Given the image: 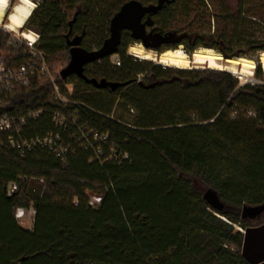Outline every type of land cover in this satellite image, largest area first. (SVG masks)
<instances>
[{"label":"trees","instance_id":"1","mask_svg":"<svg viewBox=\"0 0 264 264\" xmlns=\"http://www.w3.org/2000/svg\"><path fill=\"white\" fill-rule=\"evenodd\" d=\"M129 1L41 0L24 27L40 36L38 48L71 104L55 102L46 79L15 90L0 115L43 111L27 137L58 132L69 153L64 162L42 148L20 157L0 147V264H249L245 234L235 226L246 232L250 213L264 218V85L139 62L127 56L133 41L126 32L116 54L121 66L109 57L84 75L128 86L99 90L76 76L61 82L67 37L83 35L84 49H100ZM261 2L173 0L153 20L158 31L184 36L188 54L208 48L241 58L264 52L253 29L262 18L253 4ZM1 53L12 67L25 59L0 30ZM55 112L109 135L99 160L71 120L63 128L53 123ZM12 183L18 189L8 196ZM92 196L102 197L97 208ZM18 208L35 211L32 230L19 224Z\"/></svg>","mask_w":264,"mask_h":264},{"label":"built area","instance_id":"2","mask_svg":"<svg viewBox=\"0 0 264 264\" xmlns=\"http://www.w3.org/2000/svg\"><path fill=\"white\" fill-rule=\"evenodd\" d=\"M25 29V28H22ZM0 30L8 33L12 37V44L15 50L22 51L25 59L16 67H12L5 54H0V106L8 101L11 94L20 88H28L34 83L42 82L50 79L53 83L52 97L55 102L61 103L65 108L71 104L70 100L62 92L61 85L56 84L52 78L48 58L46 54L38 48L40 36L25 29L21 34H13L5 26ZM26 34V35H25ZM112 64L120 66L121 62L117 55L111 57ZM102 60L96 62L101 63ZM61 82L63 80L61 79ZM260 85H264L261 83ZM67 92L72 93V85L64 84ZM43 111H32L24 113L19 109H14L12 112H6L0 115V147L6 150L15 152L20 157H24L27 153L36 148L46 149L51 152L57 159L66 161L69 149L66 147L61 134L58 132H50L43 136L28 138L26 135V128L30 122L36 121L42 115ZM53 123L59 127H65L71 120L72 125L78 128L79 141L82 147L86 150H93L96 155V160H99L102 155L101 145L109 140V135L99 132L97 130H88L86 126L82 128L78 126L77 119L74 114L65 115L62 113H53ZM92 139L95 146L89 141ZM17 183H12L7 191L8 196H11L17 191ZM102 202V197L92 196L89 205L92 208H97ZM35 215L33 209L18 208L15 212L17 220H23L27 214Z\"/></svg>","mask_w":264,"mask_h":264},{"label":"water","instance_id":"3","mask_svg":"<svg viewBox=\"0 0 264 264\" xmlns=\"http://www.w3.org/2000/svg\"><path fill=\"white\" fill-rule=\"evenodd\" d=\"M170 2V0H158L157 4L144 5L137 0H131L122 5L120 10L111 19L109 24V37L104 41L99 50L87 51L82 48L81 42L83 35L77 36L72 40L67 37V45L70 47V60L68 65L59 73L60 78L65 81L71 76H76L99 90L107 88L116 90L122 86H128L130 83L122 85L118 83H109L106 80L98 81L96 79H87L84 75L85 67L116 55L121 44L122 32L124 30H128L131 33V38L144 49L154 51L157 55H161L170 49H175L171 48L175 45L180 47L181 36L176 32L162 34L161 32H155V30H153L147 33V28L154 27L152 16L160 12L165 3L169 4ZM145 16H148V18L143 22ZM162 45L169 46V48L163 52H156L155 50ZM192 53L188 55H192ZM223 59L225 61L232 60ZM244 234L245 240L242 248L243 257L249 264H264V225L248 229Z\"/></svg>","mask_w":264,"mask_h":264},{"label":"bare ground","instance_id":"4","mask_svg":"<svg viewBox=\"0 0 264 264\" xmlns=\"http://www.w3.org/2000/svg\"><path fill=\"white\" fill-rule=\"evenodd\" d=\"M10 1L2 0L0 2V24H3V20L7 16ZM34 10L35 4L31 0H19V3L8 15V22L5 27L12 32H18L25 27ZM129 54L141 61L154 62L167 68L177 70L207 68L214 71L229 72L242 80L249 78L257 67L253 60L245 57L225 62L220 53L205 48L197 49L191 56L185 53L182 48L170 49L161 55H157L153 51H146L141 45H137V47L130 49ZM258 60L264 71V52L260 54Z\"/></svg>","mask_w":264,"mask_h":264},{"label":"rangeland","instance_id":"5","mask_svg":"<svg viewBox=\"0 0 264 264\" xmlns=\"http://www.w3.org/2000/svg\"><path fill=\"white\" fill-rule=\"evenodd\" d=\"M34 4H35V8L38 6V3L41 2V0H31ZM19 3V0H11L10 3H9V6H8V9H7V16L4 18L3 20V24H0L1 27H4L7 22H8V15L12 12L13 8ZM255 7V12L262 18H260L261 20L260 21H257L258 22V25L255 26L253 29L256 31V35L262 39H264V2H261V3H257V4H253V8ZM213 26H214V23H213ZM214 30V29H213ZM25 29H20L18 32H13V34H21L22 32H24ZM140 45V44H138ZM137 47V45H132L130 48L127 49V56L139 61V62H147V63H151L153 65H156V66H161V65H158L154 62H149V61H141L133 56H131L129 54V51L131 48H135ZM179 48H182V50H184L185 53H187L186 49L184 46H180V47H176L175 49H179ZM200 49V48H198ZM205 49H208V48H205ZM174 50V49H173ZM212 50V49H211ZM148 51V50H146ZM215 51V50H213ZM246 52V50L244 48H241L240 46H236L234 48V52ZM154 52V51H153ZM217 53H219L218 51H215ZM155 53V52H154ZM247 53V59H250V60H253L256 64H257V67L255 68V70L252 72V75L249 77V78H246L245 80H242L240 79L239 77H237L236 75H233L236 79H238V81L240 82V86H244V85H260L261 83H264V71L263 69L261 68V75H258L257 73V68H258V59H259V56L260 52H246ZM188 54V53H187ZM221 54V53H220ZM222 55V54H221ZM191 56V55H190ZM119 60H120V56L118 57ZM222 58H225L223 55H222ZM241 58H244V57H241ZM234 59H238V58H234ZM113 59H111L112 61ZM223 61H225L223 59ZM227 62V61H225ZM116 66V64H114ZM121 66V64H120ZM116 67H119V66H116ZM163 67V66H161ZM163 68H167V67H163ZM167 69H172V68H167ZM191 70H201V71H205V70H209L207 68H203V69H194V68H191ZM229 73V72H228ZM231 74V73H230ZM261 212L259 213H255V214H252L250 213L248 216H247V222H246V225H247V228H250V229H253V228H257V227H260L264 224V218L262 216H260ZM19 224L24 228V229H29V230H32L33 229V224H34V218H33V214L29 213L27 214V217L23 220H18ZM32 228V229H30ZM235 229L239 232H242L244 233L245 230L239 226H235Z\"/></svg>","mask_w":264,"mask_h":264},{"label":"flooded vegetation","instance_id":"6","mask_svg":"<svg viewBox=\"0 0 264 264\" xmlns=\"http://www.w3.org/2000/svg\"><path fill=\"white\" fill-rule=\"evenodd\" d=\"M171 2L173 1V0H170ZM157 3H158V1H157ZM156 3V4H157ZM165 4H168V3H165ZM153 17L154 16H152V20H153ZM147 18H148V16H145V18L143 19V22H145L146 20H147ZM154 21V20H153ZM153 30H155V32H160V31H158V29H157V27L155 26V23H154V27H151V28H147V33H150V32H152ZM128 33L129 34V36H130V38H131V33L128 31V30H124L123 32H122V34L123 33ZM162 33V32H161ZM162 34H165V33H162ZM75 38V37H74ZM74 38H70V40H72V39H74ZM122 38V37H121ZM132 39V38H131ZM176 39H178V38H176ZM132 44H130L129 46H128V48H130L133 44L134 45H138L139 43H137V42H135L133 39H132ZM180 46H184L185 47V37L184 36H181V40H180ZM81 47L83 48V39H82V42H81ZM102 47V46H101ZM177 47V45H175L174 47H171V48H176ZM169 48V46H165V45H162L160 48H158L157 50H155L156 52H163V51H165V50H167ZM86 50V49H85ZM99 50V49H98ZM69 51H70V47H69ZM149 51V50H148Z\"/></svg>","mask_w":264,"mask_h":264},{"label":"snow or ice","instance_id":"7","mask_svg":"<svg viewBox=\"0 0 264 264\" xmlns=\"http://www.w3.org/2000/svg\"><path fill=\"white\" fill-rule=\"evenodd\" d=\"M0 2H2V0H0Z\"/></svg>","mask_w":264,"mask_h":264},{"label":"crops","instance_id":"8","mask_svg":"<svg viewBox=\"0 0 264 264\" xmlns=\"http://www.w3.org/2000/svg\"><path fill=\"white\" fill-rule=\"evenodd\" d=\"M30 229H32V228H30ZM29 230V229H28Z\"/></svg>","mask_w":264,"mask_h":264}]
</instances>
